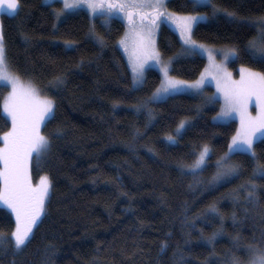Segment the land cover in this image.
<instances>
[{"label": "trees", "instance_id": "1", "mask_svg": "<svg viewBox=\"0 0 264 264\" xmlns=\"http://www.w3.org/2000/svg\"><path fill=\"white\" fill-rule=\"evenodd\" d=\"M236 13L211 15V8L195 11L209 15L197 26V41L240 49L230 66L264 72L243 51L256 37L253 27L241 20L264 15V0H213ZM15 14L0 16L9 69L31 81L55 102V118L45 121L42 132L50 148L30 175L51 180L44 213L22 251L9 243L0 248V264H231L237 258L247 264L249 246L264 248V192L259 204L246 203L233 190L251 179L253 163L246 154H236L241 175L229 183L211 187L216 160L227 151L237 122H216L218 98L213 88L202 93H178L160 101L148 98L161 82L158 70L146 72L145 83L132 87L131 70L119 48L125 22L113 17L105 25L102 16L91 20L78 10L53 29L52 8L44 0H19ZM169 11L193 12L189 0H168ZM104 36L100 45L91 36ZM74 47L68 49L65 42ZM158 49L173 58L171 73L185 80L199 77L206 65L201 55L180 56L181 43L167 25L158 33ZM61 76L62 83L55 77ZM8 87H0V113ZM147 102V103H146ZM144 107L137 106L145 105ZM181 120L188 122L175 143ZM11 121L0 115V136ZM211 151L208 166L194 178L181 174L178 165L191 163L198 146ZM0 147L3 142L0 140ZM264 162V138L254 143ZM198 181V182H197ZM254 182L264 185V179ZM214 205L217 214L209 213ZM235 214V218H233ZM195 223V228L189 227ZM15 226L11 212L0 206V232L10 234ZM217 233L214 240L208 238ZM162 243L167 247L162 249ZM51 246L52 252L46 250Z\"/></svg>", "mask_w": 264, "mask_h": 264}, {"label": "snow or ice", "instance_id": "2", "mask_svg": "<svg viewBox=\"0 0 264 264\" xmlns=\"http://www.w3.org/2000/svg\"><path fill=\"white\" fill-rule=\"evenodd\" d=\"M58 2L61 7L52 8L54 17L52 27L56 30L59 22H63L81 8H86L93 17L97 14L103 16L105 25L113 15H123L129 27L117 43L128 55L133 89H138L145 83L147 67H157L162 76L160 85L148 98L149 101L182 92L199 94L205 83L204 74L192 82L177 79L170 74L173 58L165 61L156 47L155 36L161 25L170 26L171 30L178 34L181 54L208 56L212 62V79L215 80L217 91L224 99V104L220 112L213 117V121L225 122L232 118L234 113L238 114L240 120V127L231 137L227 151L215 162L216 171L209 184L214 188L239 177L242 165L234 162L232 157L236 154H246L254 165L252 178L234 189L232 195L238 198V194L243 191L246 193L244 197L246 203L259 204V194L264 192V185H258L254 180L264 179V162H261L257 155L254 143L258 137H264V72L242 66L240 79L233 80L232 74L227 71L226 62L239 58L241 50L237 47L216 50L194 39L197 26L209 20V15L195 9L211 8L213 17L223 13L233 20L236 19V13L221 8L213 0H189L193 12L186 14L169 11L167 0H58ZM46 3L52 7L53 0H46ZM19 8V0H0V12L7 11L11 15L17 13ZM240 22L242 25L255 28L257 32L256 37L248 40L243 51L254 62L264 64V18ZM90 32L97 43L100 45L105 43L104 36L96 33L95 25L91 26ZM65 47L71 49L74 45L66 41ZM215 55L223 57L220 63L215 62ZM7 64L3 28L0 25V87L9 85L11 87V91L3 100L0 113L6 121H11L9 130L0 136L3 142V147H0V204L10 209L15 217V226L10 234L0 232V248L10 243L16 251H22L30 242L33 229L44 213L45 201L51 188V180L47 175L40 176L38 182L34 184L29 166L33 158L38 163L50 148L49 138L41 133V125L55 118V102L50 98L41 97L39 89L31 81L22 82L19 76L8 72ZM55 81L62 83L63 78L57 76ZM211 99L214 97L209 98ZM253 102L256 108L255 115L249 111V106ZM144 106L146 104L137 106V109ZM187 124L186 120H181L175 129V135H168L167 141L175 143L176 136L181 134ZM198 149L193 151L195 159L191 163L181 162L178 165L181 174L192 175L195 178L208 166L212 150L207 144L199 145ZM208 211L218 215L214 205H210ZM189 227L195 228V223ZM216 235L217 233H213L208 238L209 242L214 240ZM166 247L167 245L162 243V249ZM46 251L51 254V246ZM249 251L253 253L249 264H264V248L249 246ZM182 261L183 256L180 255L177 264ZM231 264L240 262L233 258Z\"/></svg>", "mask_w": 264, "mask_h": 264}, {"label": "rangeland", "instance_id": "3", "mask_svg": "<svg viewBox=\"0 0 264 264\" xmlns=\"http://www.w3.org/2000/svg\"><path fill=\"white\" fill-rule=\"evenodd\" d=\"M45 2H46V0H44ZM168 1V0H167ZM55 2H58V0H53V3L52 4H54ZM61 7V6H60ZM57 8V7H56ZM79 10H85V11H87V9L86 8H81V9H79ZM78 11V10H77ZM88 12V11H87ZM2 13H7L8 14V12L7 11H4V12H0V16H1V14ZM89 14V13H88ZM183 14H186V13H183ZM90 15V14H89ZM96 16H101V15H99V14H97ZM95 16V17H96ZM90 17H91V20H93L95 17H93V16H91L90 15ZM113 17H118V18H121V19H123V16H122V14H119V15H113L111 18H113ZM110 18V19H111ZM260 18H264V15L263 16H260V17H258V18H255V20H258V19H260ZM110 19H109V21H110ZM124 20V19H123ZM102 21L104 22V17L102 16ZM124 22H125V31H124V34H125V32L126 31H128V22L126 21V20H124ZM109 23V22H108ZM137 23H139V20H137ZM59 24V23H58ZM0 25H1V20H0ZM170 27V26H169ZM158 33H159V29L157 30V32H156V36H155V40H156V47H157V49H158V44H157V41H158ZM123 34V35H124ZM122 35V36H123ZM121 36V37H122ZM120 37V38H121ZM119 40V39H118ZM198 43H203V42H200V41H197ZM118 44V43H117ZM203 44H205L206 46H208V47H210V48H214V49H216V50H220V49H226V48H229V47H227V46H217V45H212V44H207V43H203ZM119 46V45H118ZM120 48V47H119ZM121 49V51L123 52V54H124V56H125V58H126V60H127V62H128V55H127V53H125L124 52V50L122 49V48H120ZM159 50V49H158ZM180 56H191V55H183V54H179ZM201 56H203L205 59H206V65H205V67H204V69H203V71L201 72V74L199 75V77L197 78V79H200L201 78V75L202 74H204V77H205V83L203 84V86H202V92L204 91V89L206 88V87H208V86H210V87H212L213 88V93H212V96L213 97H215V98H218L219 100H220V102H221V107L223 106V104H224V99H223V96H222V94L221 93H219L218 91H217V87H216V82H215V80H213L212 79V68H211V64H212V62L208 59V56L206 55V54H204V55H201ZM163 57V56H162ZM163 59L165 60V61H167L169 58H164L163 57ZM222 59H223V57L221 56V55H215V62L216 63H220L221 61H222ZM235 59V58H234ZM234 59H229L227 62H226V67H227V71L228 72H230L231 74H232V79L233 80H239L240 79V70H241V67L242 66H240L239 68H238V70H234L231 66H230V63H231V61H233ZM129 65V64H128ZM244 67H246V66H244ZM150 68H153V69H156V70H158L159 71V69L157 68V67H155V66H151V67H147L146 68V72H147V70L148 69H150ZM248 68V67H247ZM8 72H10V73H13L10 69H9V67H8V65H7V69H6ZM131 70V69H130ZM254 70V69H253ZM254 71H257V70H254ZM146 72H145V76H146ZM160 73V72H159ZM172 76H174L172 73H170ZM16 75V74H15ZM160 75H161V73H160ZM18 76V75H17ZM174 77H176V76H174ZM177 79H181V80H185V79H182V78H179V77H176ZM21 79V78H20ZM161 79H162V76H161ZM197 79H194V80H186V81H189V82H192V81H195V80H197ZM21 81L22 82H26V81H24V80H22L21 79ZM161 83V82H160ZM160 85V84H159ZM158 85V86H159ZM8 87V92H7V94H6V96L8 95V93L11 91V87H10V85L9 86H7ZM37 88V87H36ZM38 89V88H37ZM155 91V90H154ZM153 91V92H154ZM202 92H200V93H202ZM182 93H189V92H182ZM39 94H40V96L41 97H47V98H50L49 96H46V95H44V94H42L41 92H40V90H39ZM190 94H197V93H195V92H191ZM214 94H215V96H214ZM5 96V97H6ZM152 96V94L150 95V97ZM4 97V98H5ZM168 96H166V97H162V98H160V99H158V100H153V101H160V100H163V99H165V98H167ZM51 99V98H50ZM220 110H221V108H220ZM249 111L252 113V115H255L256 114V108H255V103L253 102L250 106H249ZM220 112V111H219ZM218 112V113H219ZM217 113V114H218ZM216 114V115H217ZM215 115V116H216ZM232 120H234V121H236L237 122V129L240 127V120H239V116H238V114H233V116H232V118H230V119H228L227 121H225V122H229V121H232ZM43 125L44 124H42L41 125V133L43 134V132H42V128H43ZM237 131V130H236ZM235 134H236V132H235ZM234 134V135H235ZM44 135V134H43ZM261 138H264V137H258L257 138V140H259V139H261ZM256 140V141H257ZM255 141V142H256ZM44 156V155H43ZM34 160V158L30 161V166H29V170L31 169V164H32V161ZM43 175H45V174H43ZM33 180V183L35 184V183H37L38 182V180H39V178L37 179V181L36 180H34V179H32ZM47 200V199H46ZM45 203H46V201H45ZM0 206H2V207H5L6 208V206H4V205H2V204H0ZM10 212H11V210L10 209H8ZM43 215V214H42ZM42 215H41V217H42ZM15 218V217H14ZM41 219V218H40ZM35 229V228H34ZM34 229H33V231H34ZM247 264H249V262L247 263Z\"/></svg>", "mask_w": 264, "mask_h": 264}, {"label": "flooded vegetation", "instance_id": "4", "mask_svg": "<svg viewBox=\"0 0 264 264\" xmlns=\"http://www.w3.org/2000/svg\"><path fill=\"white\" fill-rule=\"evenodd\" d=\"M123 16V15H122ZM124 20H126L125 18H123ZM137 20H138V18H137ZM127 21V20H126Z\"/></svg>", "mask_w": 264, "mask_h": 264}]
</instances>
